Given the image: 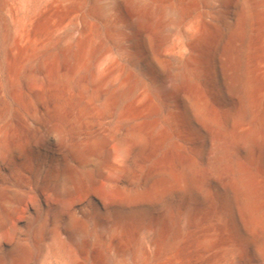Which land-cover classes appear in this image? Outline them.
<instances>
[{
    "label": "bare ground",
    "instance_id": "6f19581e",
    "mask_svg": "<svg viewBox=\"0 0 264 264\" xmlns=\"http://www.w3.org/2000/svg\"><path fill=\"white\" fill-rule=\"evenodd\" d=\"M19 1L5 64L63 264H264V0Z\"/></svg>",
    "mask_w": 264,
    "mask_h": 264
},
{
    "label": "rangeland",
    "instance_id": "374dc122",
    "mask_svg": "<svg viewBox=\"0 0 264 264\" xmlns=\"http://www.w3.org/2000/svg\"><path fill=\"white\" fill-rule=\"evenodd\" d=\"M5 1H1L0 7V213L5 221L2 232H15L26 241V245L19 248L20 251H27V264H63V257L57 250L59 238L56 235L53 218L48 215L42 196L41 174L51 165V155L43 149H32L29 146L28 142L35 132L18 118L19 110H24L26 100L20 104L14 100L5 64L7 49L2 36L7 27L13 24L12 10L15 14L21 15L26 8L19 0H11L8 4ZM12 5L16 8L12 9ZM72 28L71 20L62 21V35L71 33ZM110 49L115 56H121L117 43L111 41ZM69 99L68 94L58 99L54 93L48 92L43 102L49 105L55 101L69 102ZM108 122L112 124V120ZM17 146L22 148L20 153L12 155L4 153L5 150L11 151ZM10 249H12L10 245H4V252ZM3 255L1 252L0 256ZM107 264H117V260L109 255Z\"/></svg>",
    "mask_w": 264,
    "mask_h": 264
}]
</instances>
